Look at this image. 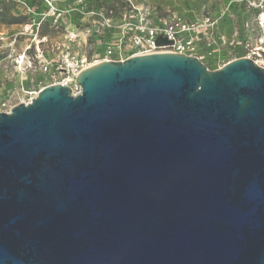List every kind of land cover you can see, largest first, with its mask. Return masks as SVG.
I'll return each mask as SVG.
<instances>
[{"label":"water","instance_id":"1","mask_svg":"<svg viewBox=\"0 0 264 264\" xmlns=\"http://www.w3.org/2000/svg\"><path fill=\"white\" fill-rule=\"evenodd\" d=\"M0 112V264H264V67L102 61Z\"/></svg>","mask_w":264,"mask_h":264},{"label":"rangeland","instance_id":"2","mask_svg":"<svg viewBox=\"0 0 264 264\" xmlns=\"http://www.w3.org/2000/svg\"><path fill=\"white\" fill-rule=\"evenodd\" d=\"M131 3L0 0V112L30 101L31 92L46 86L67 82L74 87V69L79 72L83 65L102 60L120 40L123 23L133 25L131 5L142 0ZM148 4L158 11L156 18L176 15L194 25L190 56L208 70L239 58L264 67V0H149ZM151 20L154 26L163 25ZM71 32L77 36L70 37ZM129 50L126 40L123 51ZM21 57L25 59L20 66Z\"/></svg>","mask_w":264,"mask_h":264},{"label":"built area","instance_id":"3","mask_svg":"<svg viewBox=\"0 0 264 264\" xmlns=\"http://www.w3.org/2000/svg\"><path fill=\"white\" fill-rule=\"evenodd\" d=\"M127 1L131 3V0ZM148 3L149 0H142L140 5H131V13L136 16V20L133 25L132 23H123L121 28V38L117 41L116 47L108 48L105 57L102 60H99V62L124 61L130 57L158 53H178L190 56L194 48L193 39L189 36H191V33L195 29L194 25L182 21L176 15H167L163 18H156L155 16L158 15V11ZM152 18L162 21L163 25L160 27L154 26L153 21L151 20ZM126 40L130 48L129 53L123 51V44ZM83 69L85 68H82L81 70ZM77 74L74 76V79ZM56 84L68 86V83ZM70 88L74 94L79 91L75 86ZM30 101H28V103ZM11 108L4 112L9 113Z\"/></svg>","mask_w":264,"mask_h":264},{"label":"bare ground","instance_id":"4","mask_svg":"<svg viewBox=\"0 0 264 264\" xmlns=\"http://www.w3.org/2000/svg\"><path fill=\"white\" fill-rule=\"evenodd\" d=\"M262 18H263V20H264V15L262 16ZM263 25H264V23H263ZM75 36H77V34H75V33H73V32H71L70 33V37H75ZM24 57H21V58H19L18 59V63L17 64H19L20 66L23 64V62H24ZM96 63H98V62H93V63H91V64H86V65H83V68H88V67H91L92 65H95ZM71 67H73V65H70V68L68 67V69H72ZM78 73V71L77 70H75L74 69V72H73V74H72V78H74V76L76 75ZM72 80V79H71ZM65 83H67V82H63L62 84H65ZM30 94H32V95H34L35 97L37 96V92H31ZM32 97L31 99H33V98H35V97ZM30 99V100H31ZM24 103H28V102H24Z\"/></svg>","mask_w":264,"mask_h":264}]
</instances>
